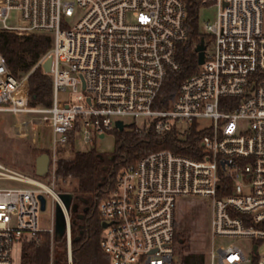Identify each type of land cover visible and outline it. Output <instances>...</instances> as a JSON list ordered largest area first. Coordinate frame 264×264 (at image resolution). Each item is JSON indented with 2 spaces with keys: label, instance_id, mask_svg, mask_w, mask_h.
<instances>
[{
  "label": "built area",
  "instance_id": "1",
  "mask_svg": "<svg viewBox=\"0 0 264 264\" xmlns=\"http://www.w3.org/2000/svg\"><path fill=\"white\" fill-rule=\"evenodd\" d=\"M216 9L203 25V64L182 82L176 100L153 110L168 72L179 69L175 56L187 38L181 0H0V32L19 37L44 35L51 60L49 107L32 106L28 75L16 78L0 55V115L18 122L14 133L27 135L37 121L51 136L47 180L17 172L0 162V264H14V246L50 237L48 264H55L54 211L61 208L71 259L70 217L58 198L57 148L69 135L88 144L94 136L125 128L124 119H143L139 132L156 135L190 128L204 132L201 159L169 150L149 154L123 169L113 190L98 206L100 248L110 264H182L179 217L186 206L208 207L211 264H264V0H201ZM12 11L23 27H9ZM43 70V69H42ZM63 98V100H61ZM210 125L201 127V121ZM124 128V129H125ZM223 179L230 181L223 186ZM50 198L52 225L39 229V197ZM185 207V208H184ZM216 238L251 242L250 256L235 244L214 248ZM21 254L20 263L21 264Z\"/></svg>",
  "mask_w": 264,
  "mask_h": 264
},
{
  "label": "trees",
  "instance_id": "2",
  "mask_svg": "<svg viewBox=\"0 0 264 264\" xmlns=\"http://www.w3.org/2000/svg\"><path fill=\"white\" fill-rule=\"evenodd\" d=\"M186 7V40L178 45L176 62L179 69L168 72L161 90L153 102V110L165 109L178 97L179 87L185 80L194 76L199 70L197 63L199 47L205 48L210 37L199 31L198 16L201 0H181ZM51 46V40L44 35L17 36L0 32V55L16 78L28 75L27 83L32 106L49 107L52 83L38 63ZM115 146L111 154H99L94 148L76 151L72 135L65 145L57 148L58 160L56 176L57 191L70 194L77 204V210L70 213L71 259L72 264H110L109 257L100 248L102 232L98 215L100 202L113 190L116 178L126 167L139 159L161 150L192 159H201L200 140L204 132L191 127L185 137H179L175 131L156 135L151 129L139 132L136 127L115 130ZM72 183V189L63 191V186ZM230 181L223 179L218 196H222L223 186L229 187ZM86 201L87 211L80 209L81 202ZM83 203V202H82ZM83 205V204H82ZM50 237L40 234L38 245L25 244L21 254V264H48L50 256ZM55 264H67L65 241L56 240ZM182 264H204V256L188 254L181 256Z\"/></svg>",
  "mask_w": 264,
  "mask_h": 264
},
{
  "label": "rangeland",
  "instance_id": "3",
  "mask_svg": "<svg viewBox=\"0 0 264 264\" xmlns=\"http://www.w3.org/2000/svg\"><path fill=\"white\" fill-rule=\"evenodd\" d=\"M216 9L211 7H201L198 16L199 31L203 33V25L206 22H212L214 20ZM6 25L9 27H23L25 26L24 21L21 19L19 12L12 11ZM1 26V24H0ZM262 31L264 33V11L262 18ZM63 100V98H61ZM27 118H13L7 115H0V162L10 167L11 169L20 172L29 177L36 178L35 175V160L42 154L50 156V148L52 147L51 136L46 128L37 122L35 126H30L27 130V135L20 137L17 133H14V129L18 122H26ZM125 125H128L125 129L140 127L143 124V119H124ZM210 121L202 120L201 127H208ZM115 140L112 133L105 134L103 138L94 136L88 144H84L80 138L77 139L75 144L76 151H86L94 148L99 154H111L114 151ZM58 159V154H57ZM46 174L42 177V181L47 180ZM38 178V177H37ZM73 184L70 183L67 186H63V191L72 189ZM0 187H16L15 184L0 181ZM185 208V207H184ZM186 211L181 212L182 215L179 217V229H178V240H183L184 244L180 247L182 254L185 256L188 254L202 255L204 256V264H211L207 257V250H209V235H208V207L202 202H194L186 206ZM52 205L50 198H46L45 209L40 211L38 214L39 229L47 231L52 225ZM54 221V220H53ZM46 234V233H45ZM235 244L239 246L243 252L250 256L251 242L239 238H216L214 239V248L217 250L219 246H225L227 244ZM20 247L14 246L13 249V261L14 264L20 263ZM258 254L264 255V242L259 248ZM181 262V258L177 259ZM213 264H219L217 260Z\"/></svg>",
  "mask_w": 264,
  "mask_h": 264
},
{
  "label": "water",
  "instance_id": "4",
  "mask_svg": "<svg viewBox=\"0 0 264 264\" xmlns=\"http://www.w3.org/2000/svg\"><path fill=\"white\" fill-rule=\"evenodd\" d=\"M204 49L202 47H199L197 49L198 51V66L203 64V56H204ZM50 66H51V60L47 59L44 64L42 65L43 72L45 74L50 73ZM116 127L118 131H123L125 126L121 122L116 123ZM100 138H103L101 136ZM49 168V156L47 154H42L38 156L35 160V175L39 178L44 177ZM58 198L61 201L64 210L67 215H70V213L76 211V206L72 205V196L70 194H58ZM39 200L41 202V211L45 209V199L43 197H39ZM102 228L106 227V224L101 225ZM66 230V221L64 214L59 207V205H56L55 211H54V237L55 240H62Z\"/></svg>",
  "mask_w": 264,
  "mask_h": 264
},
{
  "label": "flooded vegetation",
  "instance_id": "5",
  "mask_svg": "<svg viewBox=\"0 0 264 264\" xmlns=\"http://www.w3.org/2000/svg\"><path fill=\"white\" fill-rule=\"evenodd\" d=\"M81 202V205H80V209L82 210V211H87L88 210V208H87V206H86V204H87V202L86 201H80ZM83 202V203H82ZM83 204V205H82ZM72 205H77V204H75L73 201H72ZM78 206V205H77ZM77 206H76V210H77Z\"/></svg>",
  "mask_w": 264,
  "mask_h": 264
}]
</instances>
